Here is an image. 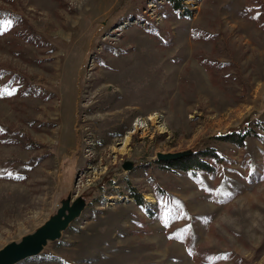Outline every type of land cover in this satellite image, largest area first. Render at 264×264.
I'll use <instances>...</instances> for the list:
<instances>
[{"label":"rangeland","instance_id":"374dc122","mask_svg":"<svg viewBox=\"0 0 264 264\" xmlns=\"http://www.w3.org/2000/svg\"><path fill=\"white\" fill-rule=\"evenodd\" d=\"M180 1L0 0V250L85 202L17 264H264V0Z\"/></svg>","mask_w":264,"mask_h":264},{"label":"water","instance_id":"95a60500","mask_svg":"<svg viewBox=\"0 0 264 264\" xmlns=\"http://www.w3.org/2000/svg\"><path fill=\"white\" fill-rule=\"evenodd\" d=\"M191 155L190 151L175 154H157L161 162L176 161ZM133 163L125 162L124 171H130ZM85 207L84 200L79 197L72 201L70 197L60 202V207L42 226L30 235L24 236L19 243H10L0 250V264H17L18 262L38 255L48 242L60 238L69 224L79 217Z\"/></svg>","mask_w":264,"mask_h":264},{"label":"trees","instance_id":"16d2710c","mask_svg":"<svg viewBox=\"0 0 264 264\" xmlns=\"http://www.w3.org/2000/svg\"><path fill=\"white\" fill-rule=\"evenodd\" d=\"M170 3H171V5H172V7H173V9H176V10H178L179 8H180V3H181V1L180 0H168ZM2 13V12H1ZM3 17V15H1L0 14V19ZM241 139V138H240ZM139 200V199H138ZM139 202V201H138ZM140 203V202H139Z\"/></svg>","mask_w":264,"mask_h":264},{"label":"bare ground","instance_id":"6f19581e","mask_svg":"<svg viewBox=\"0 0 264 264\" xmlns=\"http://www.w3.org/2000/svg\"><path fill=\"white\" fill-rule=\"evenodd\" d=\"M127 139V138H126ZM126 139H125V141H126Z\"/></svg>","mask_w":264,"mask_h":264},{"label":"snow or ice","instance_id":"6c2138e0","mask_svg":"<svg viewBox=\"0 0 264 264\" xmlns=\"http://www.w3.org/2000/svg\"><path fill=\"white\" fill-rule=\"evenodd\" d=\"M10 94V93H9Z\"/></svg>","mask_w":264,"mask_h":264}]
</instances>
